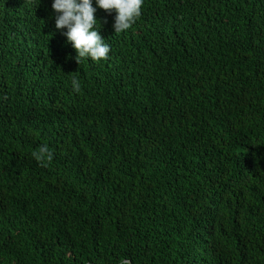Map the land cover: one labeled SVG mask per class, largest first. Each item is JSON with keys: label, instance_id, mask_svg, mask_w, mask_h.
Wrapping results in <instances>:
<instances>
[{"label": "trees", "instance_id": "trees-1", "mask_svg": "<svg viewBox=\"0 0 264 264\" xmlns=\"http://www.w3.org/2000/svg\"><path fill=\"white\" fill-rule=\"evenodd\" d=\"M24 2L0 0V264H264V0H143L120 34L93 0L111 50L80 65Z\"/></svg>", "mask_w": 264, "mask_h": 264}, {"label": "clouds", "instance_id": "clouds-1", "mask_svg": "<svg viewBox=\"0 0 264 264\" xmlns=\"http://www.w3.org/2000/svg\"><path fill=\"white\" fill-rule=\"evenodd\" d=\"M35 3L36 0H25L24 5L32 6ZM142 4L143 0H95V5L99 9L109 14L115 11L113 24L115 34L132 28L142 15ZM97 7L93 6V0H53L52 3L55 27L66 36L67 42L76 50V62L79 65L82 60L88 58L96 63L106 60L111 50L97 29L98 20L95 17ZM71 83L74 91L79 93L81 91L79 80L73 76ZM32 157L41 167H48L53 160V152L45 144L33 151ZM120 264H130V261L122 258Z\"/></svg>", "mask_w": 264, "mask_h": 264}]
</instances>
